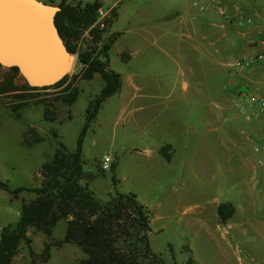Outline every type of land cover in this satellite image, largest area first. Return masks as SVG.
<instances>
[{
    "label": "rangeland",
    "instance_id": "1",
    "mask_svg": "<svg viewBox=\"0 0 264 264\" xmlns=\"http://www.w3.org/2000/svg\"><path fill=\"white\" fill-rule=\"evenodd\" d=\"M39 1L51 5L61 2ZM76 1L91 3L94 0ZM100 1L104 9L109 6L108 0ZM183 2L122 0L114 7L108 30L117 36L108 55V68L120 77L126 74L132 76L135 85L142 89L149 84L151 89L161 87L165 92L174 81L177 92L169 98L159 99L157 108L161 114L153 121L146 117L145 111L135 113L134 117L127 112L134 105L145 104V99L137 98L122 113L119 91L101 103L82 138V170L91 177L86 186L102 202L107 200L108 195L116 193L134 195L149 211V247L164 264H264L262 253L258 260V255L255 256L256 249L260 252L264 250V234L258 226L264 222V187L256 192L251 190L252 182L248 183V178L254 174L264 185V175L256 164L257 152H252L245 139L249 130L254 129L231 120L230 114L226 115L227 119H211L216 111L215 102L219 96L226 94L222 89L226 85V77H235L234 73L229 68L218 66L212 88L203 89L202 95L197 96L193 90L197 80L190 79L186 64L190 53L184 58L181 53L178 55L169 49L165 56L151 45V39L144 33L146 27L160 22L174 6L180 7ZM222 5L227 7L228 3ZM172 20L174 22L175 19L171 17L170 22ZM233 28L225 29L226 34L219 45L238 42L239 48H229V56L224 63L241 57L239 54L246 48L243 40L235 39ZM138 34L147 36L148 41L137 38ZM81 46L84 47V42ZM79 70L76 60L69 76L77 75ZM4 74L6 70L1 69L0 76ZM183 79L191 84L189 92L181 98ZM75 85L79 90L75 103L69 108L60 105L57 108L59 120L56 121L44 119L42 105L22 109L17 118L6 107L5 97H0L1 183L10 189L38 187V171L43 163L52 159L58 143L68 152L75 151L85 124V110L103 84L95 75L89 81L76 80ZM54 91L38 90L36 95L50 101ZM213 127H216L214 131L209 130ZM29 129L34 130L39 140L35 142L30 137L23 144V133ZM163 140L175 142L172 145L174 152H169L170 156L172 154L169 162L150 153ZM225 148L232 155L230 163L235 169L234 175H229L224 169L208 172L203 165L199 168V154L211 151L221 153ZM104 156L115 164L113 173L101 169ZM244 162H251L247 172L239 169ZM112 175L115 184L111 181ZM85 180L81 181L82 185ZM18 196H23L26 201L34 199V194L29 192ZM10 197V194L0 190V231L7 225H14L19 218L16 215L19 203L8 201ZM225 202L231 203L236 212L222 224L216 220L215 207L216 203ZM65 227L63 220L58 221L52 240H62ZM28 235L32 240V250L40 253L43 244L48 242L46 237L32 229ZM19 248L11 264H30L25 245L21 243ZM49 254L47 264H74L83 258L74 244L50 247Z\"/></svg>",
    "mask_w": 264,
    "mask_h": 264
},
{
    "label": "trees",
    "instance_id": "2",
    "mask_svg": "<svg viewBox=\"0 0 264 264\" xmlns=\"http://www.w3.org/2000/svg\"><path fill=\"white\" fill-rule=\"evenodd\" d=\"M57 6L60 10L54 16V23L67 50L77 54L79 73L67 75L52 86L33 88L22 80L17 68L0 66V70H6V74L0 76V97H5L6 107L17 118L22 109L42 105L44 119L56 121L59 120L57 108L60 105L71 107L79 95L76 80L89 81L98 75L103 85L85 110V124L75 151L68 152L58 143L52 159L43 163L38 171V187L10 189L0 182V190L11 198L22 192L34 194L31 201H21L17 222L0 231V264H11L21 243L26 247L30 264H47L50 247L60 248L63 244H74L81 251L83 258L74 264H164L149 247V211L132 194L116 193L108 195L106 201L98 200L86 186L90 175L82 170L81 145L85 130L101 103L112 96L121 83L120 75L108 68V51L117 35H104L114 14L111 12L109 17L96 23L98 0L91 3L61 0ZM85 31L88 38L83 36ZM121 56L125 60V56ZM46 89L55 90L50 101L36 95L38 90ZM30 137L35 142L39 140L34 130L29 129L23 136V144ZM169 148L165 145L159 150L166 161L171 157ZM114 168L112 163L109 170L113 173ZM83 179H86L84 185L81 184ZM111 181L116 183L113 175ZM233 212L232 204L220 203L217 207L219 222L225 223ZM60 220L66 225L64 237L52 240L54 226ZM31 229L42 233L48 241L38 254L31 247L28 235Z\"/></svg>",
    "mask_w": 264,
    "mask_h": 264
},
{
    "label": "crops",
    "instance_id": "3",
    "mask_svg": "<svg viewBox=\"0 0 264 264\" xmlns=\"http://www.w3.org/2000/svg\"><path fill=\"white\" fill-rule=\"evenodd\" d=\"M183 1L184 2L180 7L174 6L171 12H168L161 18L160 22L151 24L148 28L146 27V31L144 33L151 39V45L155 46V48L159 50L158 52L164 54L165 56H167V50L169 49L173 50L174 53L178 55L182 54V57L184 58H187V55L190 53L189 56L193 57V59L189 57L186 64L188 65L187 70L190 79L192 78L197 80L193 85L194 88L192 87L197 96L202 95L205 88H212V81L217 74L218 66H224L232 70L235 77L233 75L226 77V85L222 87V89L226 91V94L219 96V99L215 102L214 108L216 111L212 115L211 119L212 121L218 119L219 117L227 119L226 115L230 114L229 118L231 120H237L244 123L248 129L250 127L253 128L254 130L250 129V132L246 134L245 139L250 144L252 152H257L258 157L259 151L255 150L252 144L251 136H256L260 148H264V105L256 100L258 95H263L264 60L239 71H233L231 64L239 58H252L254 54L260 50L261 42L264 41V0L226 1L228 3L227 7L230 15L241 20L242 26H239L240 28L236 26L234 22H224V20L217 13L210 9L204 13L198 12L190 7L192 0ZM199 1L204 3L207 2V0ZM171 17L175 19L174 22L173 20L170 22ZM228 27H235L232 30V34L235 35L234 37L237 41L243 40L246 44V48H243L242 52L239 54L241 57L224 63V59L226 60L229 56V48L237 49L240 44H238V42H231L219 45L226 34L225 29ZM110 34L109 30L105 33L107 36ZM147 36L142 34L136 35L137 38L144 42L148 41ZM170 36L174 38L171 39ZM250 39L253 40L252 45L250 44ZM115 43L116 40L113 45ZM112 46L108 51V55ZM220 60L222 61L220 62ZM182 73L183 72H181V74ZM120 78L121 83L117 91L120 93L119 109L121 110V113L128 107H131L137 98L145 99V104L139 103L138 106L134 105V107L127 110L129 114L132 113V117H134L137 112L145 111L146 117H149L152 121L155 120L156 117L161 114L157 108L159 99L169 98L177 92L176 83L174 81L171 88L163 92V88L155 87V89H151L149 84L145 85V89L139 88V86L135 85L132 76L128 74ZM190 84L191 83L187 80H182L180 90L181 98L184 97L185 93L189 92ZM238 107H241L243 112H240ZM215 129L216 127H213L209 130L214 131ZM26 133L27 132H24L23 134L25 135ZM219 142L223 144L222 140ZM159 144L160 145L150 151L151 154L153 153L154 155L162 156L159 153V150L165 145L170 147V153L174 152L172 145H175V142L163 140ZM199 157V162L201 164L199 168L203 165V169L208 170V172H219L224 169V171L229 175H234L235 169L230 163L232 155L228 152L227 148H225V150L221 153L211 151L205 155L203 153L199 154ZM218 162H222V164H218ZM250 163L251 162L242 163L239 169L247 172V167L250 169ZM250 182H252L250 185L252 187L251 190L256 192H260V190L264 187L263 182L259 178H256L254 174L250 176V179L248 178V183ZM10 198L8 201L11 202L12 200L19 203L20 211L21 201H26L25 198L23 196ZM219 204L220 203H216L215 207L217 222H219L217 216V207ZM19 211H16V215L18 216ZM235 212L236 208L234 207L232 217L235 215ZM258 226L260 227L259 230L262 229L261 231L264 234V222L260 225L258 224ZM261 253L264 255V250L261 252L257 251V249L255 250V256L256 254L258 255L256 256V260L261 257ZM244 264L250 263L244 262Z\"/></svg>",
    "mask_w": 264,
    "mask_h": 264
},
{
    "label": "water",
    "instance_id": "4",
    "mask_svg": "<svg viewBox=\"0 0 264 264\" xmlns=\"http://www.w3.org/2000/svg\"><path fill=\"white\" fill-rule=\"evenodd\" d=\"M59 10L39 0H0V66L17 68L30 87L54 85L77 60L55 26Z\"/></svg>",
    "mask_w": 264,
    "mask_h": 264
},
{
    "label": "built area",
    "instance_id": "5",
    "mask_svg": "<svg viewBox=\"0 0 264 264\" xmlns=\"http://www.w3.org/2000/svg\"><path fill=\"white\" fill-rule=\"evenodd\" d=\"M122 0H108L109 6L104 9L100 0H98L100 6L96 10V23L102 22L104 19L110 16L111 12H113L114 7L121 2ZM228 0H207L206 3L201 2L199 0H192L190 3V7L194 8L198 12H206L208 9L212 10L213 12L217 13L226 23L234 22L236 26H242L241 20L235 18V16L230 15L228 11V7L222 5ZM88 38L87 31L84 32V35ZM250 44H253V40L250 39ZM77 55V54H76ZM264 60V41L261 42V48L258 50L252 58H239L236 59L232 64L231 67L233 71H239L243 68H248L251 65L257 64ZM256 100H258L262 105H264V85H263V95H258ZM240 112H243L241 107H238ZM252 144L256 151H259V155L257 157V164L264 174V148H260L259 142L256 136H251ZM111 166V159L108 156H104L101 162V169L103 171H107L110 169Z\"/></svg>",
    "mask_w": 264,
    "mask_h": 264
}]
</instances>
